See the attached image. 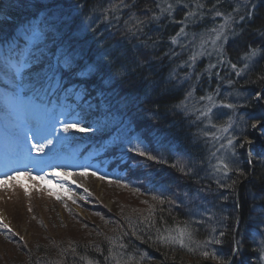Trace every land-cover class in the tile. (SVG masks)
Instances as JSON below:
<instances>
[{"label": "trees", "instance_id": "obj_1", "mask_svg": "<svg viewBox=\"0 0 264 264\" xmlns=\"http://www.w3.org/2000/svg\"><path fill=\"white\" fill-rule=\"evenodd\" d=\"M33 18L57 27L66 21L85 65L105 68L102 76L65 80L74 91L47 97L37 112L57 130L56 147L85 146L118 192L113 208L93 209L92 221L68 210L65 238L23 243L0 233L18 255L1 264H262L264 0H0V41ZM221 28L224 57L205 63L197 47ZM202 102L209 106L200 108ZM8 111L0 106L2 118ZM65 122L92 131L64 132ZM257 137L263 140L250 150L251 167L245 140ZM178 229L191 235L184 245L171 239ZM210 238L221 243L205 245Z\"/></svg>", "mask_w": 264, "mask_h": 264}, {"label": "rangeland", "instance_id": "obj_2", "mask_svg": "<svg viewBox=\"0 0 264 264\" xmlns=\"http://www.w3.org/2000/svg\"><path fill=\"white\" fill-rule=\"evenodd\" d=\"M218 43L219 40L215 44L212 41L204 43L203 46L197 47L196 53L200 56L205 53L208 55L207 58L221 55ZM259 95L257 98L261 100ZM37 119L34 112L24 114L20 109H16L8 111L4 122L7 123L8 129L15 131L22 142L27 143L32 159L44 160L38 164L32 161L31 164L27 157L23 156L24 164L21 171L13 168L9 173L12 175L5 177L0 175V233L13 234L23 243L35 242L38 237L43 240L39 242L50 238H65L71 233L69 223L71 220L69 221L67 216L70 217L72 213L73 216L92 221L95 219L93 209L102 204L108 209L113 208L118 192L115 185L100 175L96 165H87L88 158L81 161L80 166H73L72 164H76L73 157L66 150L58 151L60 147L55 146L58 144L57 139H53L55 133L48 132L40 136ZM48 139L52 140L51 144H47ZM38 144L46 146L42 151H37L33 145ZM13 162L15 165L18 164L16 161ZM56 170L71 173V177L54 174ZM13 171L17 173L13 174ZM85 171L87 174L82 175L81 173ZM79 193L81 196L78 198ZM122 195L125 197L123 193ZM70 204L73 205L69 207ZM4 224L9 227L5 228ZM14 247L0 239V264L2 261L18 257L13 252Z\"/></svg>", "mask_w": 264, "mask_h": 264}, {"label": "snow or ice", "instance_id": "obj_3", "mask_svg": "<svg viewBox=\"0 0 264 264\" xmlns=\"http://www.w3.org/2000/svg\"><path fill=\"white\" fill-rule=\"evenodd\" d=\"M192 15L193 13H188V16ZM216 15L220 16L222 13L217 12ZM4 22L0 20V24ZM7 22L13 23L14 21L9 17ZM66 26V21L57 27L54 22L50 23L43 18L38 20L33 18L32 21L18 26L11 38L0 41V84L4 85L3 91H0V106L13 111L16 109L39 111L43 109L47 97L60 91L65 93L74 91V89L65 87V80H70L73 76L86 77L93 73L96 76H102L105 71L104 66L102 64L85 65L84 50L83 48L77 49L79 41L73 36L70 27L67 31L64 30ZM212 32L216 34L215 38L212 39V43L215 44L222 38L223 28L213 29ZM183 33L184 29L181 28L178 35ZM173 39L175 40V38ZM203 43H207V41H203L201 46ZM254 54L255 51L253 50L250 55ZM195 58V56L192 57L193 60ZM209 67L212 68L215 65L210 64ZM231 67L236 68V65L233 64ZM83 94L82 92L75 93L77 99H81ZM207 99L211 100L212 97L209 96ZM227 107L234 106L229 104ZM62 129L64 132L69 131V129H76L80 132L92 131L91 128H85L82 122H65L62 124ZM53 131H57L55 127H53ZM51 143L52 140L48 139L47 144ZM128 143L131 144L132 141L129 140ZM228 145H232L231 139L228 140ZM45 146L43 144L33 145L37 151H42ZM223 147L225 146L221 145V148ZM130 150L138 152L140 155H148V153L141 151L137 145H133ZM148 158L156 159L155 156L150 155ZM220 164L222 165L221 170L229 169L228 164L224 163L223 160L220 161ZM56 174L61 175L59 172ZM81 174L86 175L87 172ZM62 175L70 177L71 173H63ZM224 186L221 185V187ZM3 226L9 227L7 224ZM186 235L188 239H191V235L186 233L185 229H178V235L171 237V239L173 242L184 245ZM220 235L223 236L224 233L221 232ZM163 239L168 242L170 237ZM203 243L205 245L208 243L219 244L221 241L210 238ZM190 250L194 251V249ZM201 255L205 258L221 259L209 251H203Z\"/></svg>", "mask_w": 264, "mask_h": 264}, {"label": "bare ground", "instance_id": "obj_4", "mask_svg": "<svg viewBox=\"0 0 264 264\" xmlns=\"http://www.w3.org/2000/svg\"><path fill=\"white\" fill-rule=\"evenodd\" d=\"M226 39H227V35L226 36H222V38L219 40V43H218V45H219V48L221 49V51H222V53H221V55H213V56H211L210 58H208L209 60H207L205 63H209V61L211 62V60H213V61H215V60H218V59H223V50H224V47H225V42H226ZM205 41H207V42H211L212 41V39H206ZM218 54V53H217ZM198 56H200V54H198ZM206 56H208L207 54H205V53H202V56L201 57H206ZM219 56V57H218ZM212 57H214L213 59H211ZM197 58V57H196ZM207 58V57H206ZM206 73H208V71H207V69H206V67H204V69H203V74H206ZM260 96V95H259ZM207 102H209V101H207ZM209 103H211V102H209ZM209 103H204V102H202L201 104H200V108H204V109H206L208 106H209ZM263 103H264V100H263ZM262 123H261V121H256L255 123H254V127L255 128H259V126L261 125ZM262 140H263V138H258L257 137V139L255 138V139H253V138H247L245 141H246V146H247V149L248 150H246L247 151V158H246V160L249 162V165L251 166V167H253V157H252V153H251V149H256V148H258V147H260L261 146V142H262ZM57 172H61L60 170H56V171H54L53 173L55 174V173H57ZM63 173H65V172H61V174H63ZM64 176V175H63ZM64 177H66V176H64ZM71 177V176H70ZM70 177H66V178H70ZM238 227V224H236V226H235V231H237V228ZM237 242V241H236ZM236 246H238V244H235Z\"/></svg>", "mask_w": 264, "mask_h": 264}]
</instances>
